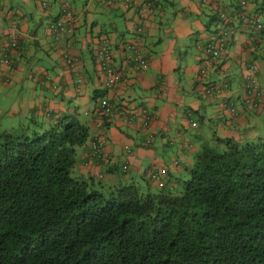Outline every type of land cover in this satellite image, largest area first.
Listing matches in <instances>:
<instances>
[{"label":"trees","instance_id":"16d2710c","mask_svg":"<svg viewBox=\"0 0 264 264\" xmlns=\"http://www.w3.org/2000/svg\"><path fill=\"white\" fill-rule=\"evenodd\" d=\"M251 1L259 16L262 6ZM50 9L51 2L42 10ZM3 37L0 57L8 59V69L14 53ZM140 41L144 45L143 35ZM257 96L256 105L245 102V93L242 102L228 96L223 109L232 119L239 115L236 102L255 111L263 103L258 86ZM101 99L94 114L107 126L121 107L107 100L112 117H105ZM186 115L197 133L196 151L190 164L175 160L179 175L153 167L127 178L124 164L113 186L74 172L77 151L90 135L76 114L30 116L12 131H0V264H264V140L248 144L241 134L215 131L206 137L201 122ZM153 138L151 133L144 145ZM101 152L90 148L89 155L105 163Z\"/></svg>","mask_w":264,"mask_h":264},{"label":"crops","instance_id":"0c3cea01","mask_svg":"<svg viewBox=\"0 0 264 264\" xmlns=\"http://www.w3.org/2000/svg\"><path fill=\"white\" fill-rule=\"evenodd\" d=\"M132 1L130 8H125L124 0H117L115 6L108 8L101 6L98 1L96 3L99 6L95 7L88 3L75 6L63 0H51L48 14L38 15L34 11L25 13L21 10L20 3L27 7V0H0V33L3 34L12 25H16L15 31L20 38V47L12 57V67L0 72V96L10 105L7 116L19 117L24 121L35 115L39 119L84 115L85 122L90 126V135L77 151L74 172L84 177L98 178L109 186L119 182L116 171L124 164H128L130 169L127 178L140 176L153 167L166 168L171 171V175H179L182 168L175 167V160L190 164L196 151L194 139L197 133L190 127L187 112H191L192 119L201 122L202 127H208L212 133L215 131L221 137L237 138L242 134L244 125L251 124V116L257 111L263 112L264 109V30L247 31L238 21L233 20L225 56L214 63V67L206 75L198 79L199 70L207 61L202 49L213 34L217 22L216 13L225 9L231 11L236 18L240 0ZM248 1L250 10L255 12V5L251 0ZM145 2L150 4L148 16L141 23L145 31L143 55L146 58L148 56L147 67L141 72L134 71L130 64L124 62L121 51L114 50L113 62L118 69L116 75L119 81L107 89L105 78L94 57L98 43L107 40L116 45L120 40H130L125 33L134 34L140 25L138 11L140 4ZM61 3H65L64 6L75 18L76 28L70 34L55 40L47 29L51 21L59 17ZM33 5L37 8L35 3ZM257 5H261L264 10V0H258ZM166 7H171L168 17L172 20V26H166L162 22L163 16L169 20L166 17ZM105 11L118 15L125 24V31L119 32L120 29L113 23H110L108 30L105 24L97 21L98 15L106 17ZM263 14L264 11L259 16ZM39 18L48 20L44 27ZM262 20L264 23V19ZM82 28L83 34L80 33ZM161 30L165 33H161ZM153 41L160 43L158 45L161 46V51L155 45H150ZM185 42L190 43L192 49L187 48ZM85 51H88V56H84ZM65 54L71 59L76 58L74 69L70 70L63 61ZM189 54L192 56L190 61L187 57ZM250 63L258 67L257 76H263L262 80L257 79L259 98L263 103L255 111L241 108L242 113L232 119L223 109L222 102L229 95L238 102L243 101L244 76L246 66ZM224 82L230 84L228 86L231 90L227 89L221 95L205 94V86H220L223 89ZM96 94H101L97 100L105 97L115 108L125 106L129 113L135 114L136 121L132 126H125L126 131L122 130L124 122L117 114L110 119L107 126H103L94 114L98 104L97 100L93 102ZM160 99L164 101L165 108L157 106ZM149 108L153 112L149 113ZM152 113L154 118L151 131L154 138L149 146H145L148 132H142V125L148 114ZM208 113L212 116H208ZM172 128L179 137L187 131H193V143L187 141L190 147L188 150L175 147L177 151L171 157L166 156L168 152L165 149L167 144H171L172 139L168 138L167 143L166 136ZM134 133H141L143 136L136 140ZM96 134L100 135L98 141L103 144L101 153L102 158L107 160L105 163L89 155ZM201 134L206 137L211 135L202 129ZM126 149L130 153H126Z\"/></svg>","mask_w":264,"mask_h":264},{"label":"built area","instance_id":"2783aa9c","mask_svg":"<svg viewBox=\"0 0 264 264\" xmlns=\"http://www.w3.org/2000/svg\"><path fill=\"white\" fill-rule=\"evenodd\" d=\"M41 9L45 7H49L46 0H34ZM98 3L103 7H113L115 6L117 0H97ZM132 0H124L125 8H130ZM65 7V6H64ZM239 9L240 12L236 13V18L238 19V22L243 26L244 29L247 31L254 30L261 32L264 30V23L263 20L255 15L249 8L247 0H240ZM62 11V15L51 21V23L48 26V31L50 34L53 35L55 40H58L63 34H70L72 29L75 27V18L73 17L72 13L66 10L65 8ZM150 11V4L149 3H142L140 4L139 11H138V18L140 21V25L137 26L135 30V36L137 37V42L135 45V42L129 41L128 43L121 42L119 45H112L107 40H101L98 43V48L95 52V59L98 62V66L101 70V73L103 77L105 78V87L110 88L117 84L119 81L116 75V72L118 69L114 66L113 62V54L112 52L116 49H119L121 51V56H123L124 62H127V64H130L134 71L141 72L142 70H145L147 67V61L146 56L143 55V44L140 41L141 40V34L143 33V26H141V23L146 20V17L148 16V13ZM232 13L231 11L227 10H220L218 13V21L215 25L213 34H211V39L203 46V53L207 56V61L204 62L200 68V75L203 77L206 75V73L209 72L210 69H212L214 66L213 64L222 59L225 56V53L227 51V45L231 38V31L232 27L228 24V21H231ZM16 26L12 25L11 28L7 29L5 33L2 35L4 36L2 38V42L5 47H8L11 45L12 52L15 53L16 49L14 48L17 34L15 31ZM11 43V44H10ZM5 56L0 57V71H3L7 69L8 65V59H5ZM63 60H65L66 64H71L73 60L67 55H63ZM259 70L258 67L250 63L246 66V74L244 76L245 80V94L246 99L248 98V101H245L251 105H256V102L254 100V97L257 96V74ZM223 89L218 86H205V94L212 96L213 94H223L224 91L228 89V82H224L222 84ZM223 92V93H222ZM228 97V96H226ZM225 97V98H226ZM245 99V100H246ZM107 98H102L100 103V109L102 114L105 117H112V113L110 111V106L107 102ZM225 100V99H224ZM225 105V104H224ZM250 105V106H251ZM118 110V115H120L123 119L124 124H131L135 122L136 116L134 113H129L127 109L124 107H121ZM232 110V109H231ZM147 118V117H146ZM144 119L145 124L147 122V119ZM190 118V116H188ZM97 137V136H96ZM102 147V144L100 142L95 141L91 148L93 152L98 153L99 149Z\"/></svg>","mask_w":264,"mask_h":264},{"label":"rangeland","instance_id":"374dc122","mask_svg":"<svg viewBox=\"0 0 264 264\" xmlns=\"http://www.w3.org/2000/svg\"><path fill=\"white\" fill-rule=\"evenodd\" d=\"M33 1L32 0H27V2H28V6L27 7L24 4L20 3L19 7L25 13L28 12V11H31V12L34 11V13H36L38 15H40V13L42 14L43 10L41 9V7L39 8V5L35 1L34 2ZM46 1H47L48 5H49V2H51V0H46ZM63 1L67 2L68 4L75 5V6L76 5L82 6L85 3H88L90 5H95V7L99 6L96 3L97 0H63ZM177 2H178V0H177ZM34 3L37 5V8L33 5ZM176 6H177V3H176ZM38 9H39V11H38ZM59 10H61V6H59ZM170 11H171V7H166V14H167L166 17L168 19H169L168 16H169ZM105 12H106L105 13L106 17L103 16V15H98V16H96L97 21H99L100 23L105 24V26L107 27L108 30L110 28V23H113V24L117 25V27L120 29L119 32L125 31V27H124L125 24L122 21V19L120 17H118V15H115L114 13H108L107 11H105ZM261 17H262V19H264V14ZM39 19L43 23L42 27H44V24L46 25L47 24L46 22L48 20L46 18H44V19L39 18ZM158 20H159V18H157L156 22H158ZM204 20H205V23H206L207 22L206 21L207 18H205ZM162 22H163V24H166V26H168V25L172 26V20H170V19L167 20L166 18H164V16H163ZM213 27L214 26L212 25L211 28H213ZM16 28H17V26H16ZM83 30H84V28H82V30L80 32L81 34H83L82 33ZM161 31H162L161 33H165L163 30H161ZM144 32L145 31H143V33L141 35H143ZM125 35L127 37L131 38L130 40L135 42V45H136L137 37L135 36V32H134V34H130V35L128 33H125ZM161 36H163V35H161ZM130 40H125L123 42L128 43ZM121 42H122V40L118 41V44H116V45H119ZM109 43H111V42H109ZM158 44H160V43H158ZM158 44H156V42H154V41H153V44L150 43L151 46L155 45L156 49H160V51H161V46L158 45ZM186 44L188 45V47L186 46L187 48H191L192 49V47L189 46L190 43L185 42L184 45H186ZM113 45H115V44H113ZM83 54H84V56H88L89 53H88V51H85V52H83ZM187 57H188L189 61L192 58L191 54L187 55ZM75 63L77 64V62H75ZM189 63L191 64V62H189ZM257 79L262 80L263 76H261V75L259 76L258 75ZM234 80H236V79H234ZM229 97L231 99L230 95H229ZM1 98H2V96H0V131L9 132V131H12L13 129L17 128L20 125V122H23V121L21 119H19V117L11 118V117H9V115L7 116L8 109H9L10 105L7 104V102H4V100L1 99ZM138 102L140 103L139 100H138ZM148 106L149 105H147V107ZM157 106L165 108L164 101H162V99H160V102H157ZM235 108H236V111H237L238 114L242 113L243 110L241 109L240 103L236 102ZM151 112H153V110L149 108V113H151ZM181 112H182V110H181ZM210 114L211 113H208V116H212ZM1 116H3V117H1ZM78 118L81 121H83V122L85 121V116L84 115H81L80 117L78 116ZM153 118H154L153 117V113H152V115L148 114V117L146 118L147 122L142 125V130H143L142 132L143 133L145 131L148 132L146 137H149L150 134L152 133L151 128H152ZM250 122H251V124H245L244 127H243L244 129H241V133H242L241 135L243 137H245L243 142L248 143V144L249 143L250 144H252V143L255 144L256 142H258L260 140H264V109H263V112L255 114V115H252L251 118H250ZM121 123H122V121H121ZM133 123L129 124V126H132ZM249 125H251V126H249ZM125 126H128V125L127 124H123L122 130L126 129ZM202 130L206 131L207 133H211L210 129L208 127H206V126H204L202 128ZM213 130H214V128L212 127V131ZM154 132H155V130H154ZM157 132L158 131L156 130V133ZM192 132L193 131H187L186 133L181 134V136L179 137V136H176L177 134L174 132V128H172V130H169V132H168V134L166 136L167 137L166 138V142L168 143V138H169V139H172L175 143L172 140H170L171 144L170 145H168V144L166 145V149L165 150H166V152H168V154L166 156H171L172 157L173 153H175L177 151V148H180V147H183L185 150H188L190 148V147H188V145H189L188 142H190L191 144L193 143V139L191 138ZM248 132H249V134H248ZM133 136H134V138L136 140H138V139L142 138L143 134L134 133ZM175 147H177V148H175ZM162 151H163V148L161 147V153H163ZM156 177H159L160 179L162 178L160 175H157ZM142 185H143V188H146L145 184L142 183ZM152 189L156 190V188H155V186L153 184H151V190Z\"/></svg>","mask_w":264,"mask_h":264},{"label":"clouds","instance_id":"9594fccd","mask_svg":"<svg viewBox=\"0 0 264 264\" xmlns=\"http://www.w3.org/2000/svg\"><path fill=\"white\" fill-rule=\"evenodd\" d=\"M248 6H249V5H248ZM253 13H254V12H253ZM259 17H260V16H259ZM260 18H261V17H260ZM216 23H217V22H216ZM5 70H6V69H5ZM3 71H4V70H3ZM107 89H108V88H107ZM135 121H136V120H135ZM96 136H97V137H96ZM99 136H100V135H99ZM99 136H98V134H96V135L94 136V140H93V142L91 143V146H92V144H93L95 141L99 142V141H98V139L100 138ZM100 143L102 144V142H100ZM102 147H103V144H102Z\"/></svg>","mask_w":264,"mask_h":264}]
</instances>
